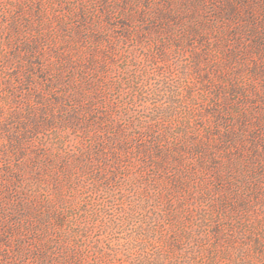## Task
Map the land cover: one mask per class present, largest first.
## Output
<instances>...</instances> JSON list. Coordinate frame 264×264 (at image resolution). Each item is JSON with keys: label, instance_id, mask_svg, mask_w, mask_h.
<instances>
[{"label": "rangeland", "instance_id": "1", "mask_svg": "<svg viewBox=\"0 0 264 264\" xmlns=\"http://www.w3.org/2000/svg\"><path fill=\"white\" fill-rule=\"evenodd\" d=\"M69 258L264 264V0H0V264Z\"/></svg>", "mask_w": 264, "mask_h": 264}, {"label": "trees", "instance_id": "2", "mask_svg": "<svg viewBox=\"0 0 264 264\" xmlns=\"http://www.w3.org/2000/svg\"><path fill=\"white\" fill-rule=\"evenodd\" d=\"M82 90V89H81ZM82 92V91H81ZM84 93H80L78 91H75L71 94H65L63 96L62 99H65V101H67L68 103H70V108L71 110H67V107L68 105L67 104H62V107L65 111V113L63 114V118H62V121L64 122V124H68L69 128L70 127H74V128H79L78 127V119H79V113L80 112H84V107L82 105H79L78 101V95L80 96V98H84V99H87V95L86 93L83 95ZM58 102V100H57ZM85 107H88V103L85 105ZM87 109L85 108V111ZM52 116L51 115H48V121L47 123H49L50 121H52L53 119L51 118ZM85 125V124H84ZM82 131V130H81ZM84 131V129H83ZM91 131V130H89ZM96 148L99 147V144L97 142L94 143ZM99 150V149H98ZM88 158V162L89 164L92 162V157L91 155H86V159ZM23 204V203H22ZM26 208H24L26 211L28 210V212L33 215H37V223L38 224H44L45 221H46V216L45 215H41L39 214L38 212H36V204L35 203H29V202H26L25 205ZM35 212V213H34ZM29 226V225H28ZM34 227V226H33ZM44 264V263H42ZM46 264V263H45ZM51 264V263H50ZM53 264V263H52ZM55 264H84V263H80V262H76V259H73V258H69L68 261H63V262H58V263H55ZM96 264V263H94ZM103 264H113V263H109V262H103Z\"/></svg>", "mask_w": 264, "mask_h": 264}]
</instances>
